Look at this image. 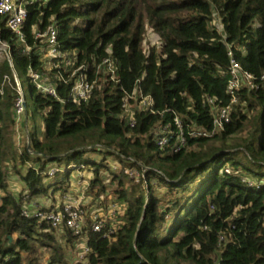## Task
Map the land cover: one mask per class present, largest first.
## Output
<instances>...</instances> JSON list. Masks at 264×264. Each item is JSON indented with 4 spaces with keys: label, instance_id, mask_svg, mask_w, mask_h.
I'll use <instances>...</instances> for the list:
<instances>
[{
    "label": "trees",
    "instance_id": "16d2710c",
    "mask_svg": "<svg viewBox=\"0 0 264 264\" xmlns=\"http://www.w3.org/2000/svg\"><path fill=\"white\" fill-rule=\"evenodd\" d=\"M27 13L28 54L0 22V42L8 44L10 54V61L0 57V264L72 263L76 239L69 230L57 232L46 222L24 218L21 208L25 192L35 199L69 191L68 179L78 166L90 174L87 193L94 200L109 195L123 208L105 222L104 231L112 221L121 222L111 238L87 230L86 264H264V83L259 81L264 75V0H49L29 6ZM51 24L60 50L76 53L72 69L83 66L87 80H96L85 103L69 99L71 81L63 84L59 78L70 73L61 68H53L48 77L63 104L37 91L28 76L29 67L37 71L43 65L32 30L43 32ZM147 29L159 36V43L146 54ZM229 52L254 76L258 89L238 94L239 104L222 132L190 138L191 129L213 128L206 96L215 97L217 106L229 104ZM107 58L116 68L112 80L105 69L97 71ZM14 73L20 84L27 82L25 123L31 118L29 102L40 121L39 129L32 124L27 131L21 149L15 145L12 114ZM135 87L152 98L155 114L136 108L131 123L122 104ZM255 110L248 147L261 156L256 169L235 162L220 167L231 151H203L201 145L241 133L247 112ZM175 115L186 139L177 153L172 151ZM81 132L101 141L61 152V139ZM162 136L168 140L164 148L157 145ZM153 150L156 156H148ZM155 158L167 165L155 167ZM109 159L119 169L112 170ZM51 163L67 182L49 191L45 173ZM210 164L216 168L208 173ZM225 166L229 175L220 173ZM126 169L139 174L138 182ZM10 172L22 183L18 194L7 189ZM245 177L260 187H248ZM158 188L164 190L160 196ZM41 249L48 252L46 261L39 256Z\"/></svg>",
    "mask_w": 264,
    "mask_h": 264
},
{
    "label": "built area",
    "instance_id": "2783aa9c",
    "mask_svg": "<svg viewBox=\"0 0 264 264\" xmlns=\"http://www.w3.org/2000/svg\"><path fill=\"white\" fill-rule=\"evenodd\" d=\"M47 0H0V22H2L10 33L16 38L17 42L24 45L23 52L28 54L31 48L26 45L25 35L23 27L27 19L28 13L27 8L32 5H45ZM215 24V22H214ZM218 27V26H217ZM150 32H153L151 29ZM32 34L38 47L36 51L40 57V62L43 63L41 70H33L31 67L28 68V76L32 80L35 89L45 96L53 98L55 101L63 104V101L59 99L56 92V83L53 79L48 77V72L53 68H61L64 72L70 73L66 77H60L63 84H68L71 81V87L69 90V99L74 104L85 103L91 97L92 91L96 80L88 81L86 75L82 73L83 66H78L72 69L76 62V53L73 52H62L57 41V29L54 24L49 25L45 31L39 32L38 30H32ZM230 57V65L228 68L226 94L230 98L229 104L226 106H217V99L215 97L206 96L204 99L205 103H208L212 107V118L213 128L211 131L191 129L187 133L190 138L194 137H210L223 131L225 125L230 122L231 113L234 108L239 104L238 94L245 91L257 90L258 85L255 83V78L249 72L244 71L241 66L232 59V53H228ZM0 57L6 58L10 61L9 46L6 42H0ZM105 69V74L111 80L115 75L116 68L113 66L109 58L104 59L100 65L97 66V71ZM97 75V72H96ZM15 96L13 101L12 114L15 123V145L17 147L24 146L27 144L26 136L29 131L26 120V101L23 88L15 75ZM259 81L264 83V75L259 78ZM132 102V104L130 103ZM154 103L150 96H145L142 92L135 87L132 93L124 98L122 108L124 115L133 122L134 110H143L150 114H155ZM24 126V127H23ZM174 126L176 127L177 134L174 142L172 151L174 153L179 152L185 145L186 139L184 136L183 125L179 118L174 116ZM25 132V135H21L19 131ZM160 133V132H159ZM158 134V133H156ZM166 137H158L157 145L161 148L167 146ZM104 151V149H102ZM112 170L119 169V165L116 162H110ZM76 174V184L79 185L82 190L80 196L76 198H70L72 195L73 187L69 188V191L63 195H59L58 202L54 205H50L49 199L41 200L29 199L28 194L25 192L22 194L24 202L21 208V216L24 218H35L39 222H46L51 229L57 230L67 229L71 233L72 237H75L76 241L74 244L75 252L73 254L71 264H86L87 257L90 254V248L87 245V230L90 229L94 233H101L104 231L106 220H112L113 217L119 216L123 210L120 206L115 203L108 205V214L103 213L102 205L104 203V197H99L94 200L90 194L87 193L89 187L90 174L87 176L82 175V166H78ZM83 169V170H82ZM58 172L57 166L50 167L46 171L45 175L52 177ZM81 173V174H80ZM125 173L134 179L135 182L139 180V174L135 170H125ZM220 173L229 175L231 170L225 166L220 170ZM243 182L250 188H259L260 184H257L254 180L245 177ZM71 186V184H70ZM72 190V191H71ZM75 193L73 192V195ZM50 195V194H49ZM85 197H90L92 203L100 207L101 209H92L91 205L87 204ZM113 202V201H112ZM121 224L119 221H112L109 229L102 233L103 238H111L117 227Z\"/></svg>",
    "mask_w": 264,
    "mask_h": 264
},
{
    "label": "rangeland",
    "instance_id": "374dc122",
    "mask_svg": "<svg viewBox=\"0 0 264 264\" xmlns=\"http://www.w3.org/2000/svg\"><path fill=\"white\" fill-rule=\"evenodd\" d=\"M49 1V0H47ZM146 34H145V39L143 42V51L147 54L149 52V49L154 46V45H158L159 43V36L155 33V32H150L149 29L146 30ZM21 85L24 91V94L27 95V82L25 80H21ZM243 111V110H242ZM28 113L30 115V123L28 124V127L31 128L32 124L35 125L36 127L40 126V121L39 118L37 117V115L35 114V111L33 109L32 104L29 102L28 103ZM258 113L257 110L252 111V112H247V118L248 120L246 121L243 131L239 134L230 136L228 138H226V140H221L220 138H216V139H211V140H206L205 142H203V144L201 145V149L203 151L209 150L211 147L217 148V149H228L229 151H231L227 156L222 157L221 159V163H220V167H222L223 164H230L232 162L238 163L240 168H246V169H256V165L255 162L258 161V159H261L260 154L253 152L251 147H248V144L250 143V141L252 139H254V131H255V127H256V117H257ZM24 127V126H23ZM19 131L21 135H25V132H21V128L19 127ZM41 131V132H40ZM40 132V138L43 137L42 135V130H39ZM87 132H81V133H77L74 135H70L67 137H63L61 139L62 142V148H61V152H65L68 149L71 148H77V147H82V146H86L88 148H92L93 145H98V143L101 141L100 138H98L97 136H86ZM106 139H103V141ZM18 148H22V146H19ZM148 156H156V151H150L147 153ZM96 161L100 162V157L93 156ZM110 160V159H109ZM111 161V160H110ZM111 164V163H110ZM109 164V165H110ZM153 165H155V167H162V165H167L163 162H160V160L157 158L153 159ZM50 167L56 166L55 164L51 163L49 165ZM216 166H212V164H210V167L208 169V173L213 172V170H215ZM82 175L87 176L88 172H86V170L81 171ZM80 173V174H81ZM76 174L77 172H73L71 175V178L68 179L69 182L71 183V186L69 184L66 185V188H71L73 187V191H72V195L70 198H76V196H80V192L82 190V188L75 184V179H76ZM89 176V175H88ZM63 182H67L65 174L64 173H57L55 176L53 177H47L45 179V184H49L50 187L48 188L49 191L55 190L54 187L56 186H60ZM105 184H107V181H105ZM154 185H156V182H153ZM7 185H8V190L11 192H19L22 188V183L19 182L18 177H16L14 175L13 172H10L7 174ZM164 190L163 189H157V194L158 196H160L162 194ZM73 192L75 193L73 195ZM58 195H62V193H56L55 195L51 196L50 199H55L57 197L58 200ZM55 197V198H54ZM87 200V204L91 205L92 209H101L100 207H98L97 205H95L94 203H92L91 198L89 197H85ZM38 200H41L42 202L44 201L42 198H35ZM108 200V204L102 205V210L103 213L108 214V205L110 203H114L112 202V196H106L104 197L103 201ZM55 203V202H53ZM109 215V214H108ZM120 216V215H119ZM41 258L44 259V261H46V259H48V252H45V250L41 249L40 250V255ZM43 259L42 262H43ZM44 264V262H43Z\"/></svg>",
    "mask_w": 264,
    "mask_h": 264
},
{
    "label": "crops",
    "instance_id": "0c3cea01",
    "mask_svg": "<svg viewBox=\"0 0 264 264\" xmlns=\"http://www.w3.org/2000/svg\"><path fill=\"white\" fill-rule=\"evenodd\" d=\"M74 182H75V184H76V179H75ZM71 183H72V182H69V185H70ZM19 189H21V188H19ZM20 191H21V190H20ZM20 191H19V192H20ZM71 191H72V190H71ZM19 192H18V193H19ZM12 193H13V192H12ZM18 193H17V192H14V194H18ZM57 193H58V192H57ZM59 193H60V192H59ZM49 194H50V195H48L49 197L44 196L43 198H44V199H49V202H48V203H49L50 205H54V204H56V203L58 202L59 199L57 200V197H56V198L54 197L55 199H50V198H51V193H49ZM55 194H56V193H55ZM58 197H59V195H58ZM36 200H37V199H36ZM53 202H55V203H53Z\"/></svg>",
    "mask_w": 264,
    "mask_h": 264
}]
</instances>
